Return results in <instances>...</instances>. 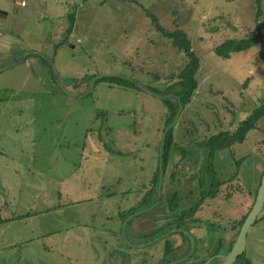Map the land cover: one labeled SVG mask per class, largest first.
Instances as JSON below:
<instances>
[{"label":"rangeland","instance_id":"374dc122","mask_svg":"<svg viewBox=\"0 0 264 264\" xmlns=\"http://www.w3.org/2000/svg\"><path fill=\"white\" fill-rule=\"evenodd\" d=\"M17 1L0 0V12L7 14L2 36L14 39V52L35 54L0 73V163L7 159L9 168H17L22 160L21 207L29 210L23 215L17 209L26 219L8 229L18 234L0 251V264H158L152 256L159 242L138 250L122 243L119 214L139 199L150 178L166 114L162 100L139 87L161 92L187 59L157 35L140 6L162 27L182 30L198 58L197 88L172 131L176 149L163 195L176 191L179 210L200 202L190 228L216 221L220 237L231 231L255 198L264 170V115L242 142L214 154L211 167L224 183L201 201L200 192L208 190L203 143L234 130L264 105V60L258 55H264V0H22L23 8ZM70 13L75 23L63 43ZM251 31L258 38L248 50L227 59L212 52ZM49 62L64 90L77 97L58 88ZM110 74L130 78L134 87L117 77L91 87L93 78ZM91 76L88 88L80 79ZM15 193L5 190L2 199L0 190V206L8 209ZM162 219L157 210L141 214L126 236L138 241ZM255 221L244 260L264 264V206Z\"/></svg>","mask_w":264,"mask_h":264},{"label":"trees","instance_id":"16d2710c","mask_svg":"<svg viewBox=\"0 0 264 264\" xmlns=\"http://www.w3.org/2000/svg\"><path fill=\"white\" fill-rule=\"evenodd\" d=\"M140 9L143 11V15L149 20L150 25L154 27V30L157 32V35L163 39L170 41L171 46L178 53H182L183 56L187 59V63L184 65V67L177 74L170 76V78L168 79L170 81V84H168L161 92L156 91L154 89L152 90L149 87H145L147 90L151 91L152 93L156 95L167 97V100H162V102L166 106L164 126L161 130V134H162V132L166 130V127L171 123L172 118L174 117L176 111L178 110V102L181 103L182 110H183L184 107L187 106V104H189L190 99L195 89L197 88V81L195 79V74H196V71L198 70V58L196 54L194 53V51L192 50L190 39L182 30L178 28H175L173 30L166 29L158 23L157 17L153 15L152 13H150L146 8L140 6ZM258 13L259 12L257 11V14ZM66 18H67L69 25L65 31L66 35H65V39L63 43L66 41L69 34H71L73 25L75 23V16L73 13L68 14ZM257 38L258 37L256 33L251 31L249 32L248 36L244 39L226 40L220 43L219 45L215 46L212 49V52L214 53V55H216L219 58L227 59L232 53L243 52V51L248 50L253 45V43L257 41ZM258 55L261 59L264 60V55L261 50L259 51ZM92 78L93 76H91L90 78L89 77L84 78V79L82 78L80 79V81H84V83L86 82L87 87L89 88L90 86L89 81ZM110 79H114V78H101L96 81L99 82V81L110 80ZM115 80H118V79L115 78ZM120 82H122L124 85H128V86L131 85L132 87H134L129 81L121 80ZM73 86L76 87L77 84H73ZM263 115H264V105H261L257 107L256 109H254L249 114V116H247L244 120L238 123L234 130L226 131V132H219L215 135L208 137L206 141L203 143V146L207 150V154L205 158L206 159L205 165L201 169H203L204 173H206V176L208 178L207 180L208 190H205V192L202 191V193L200 192L201 201L204 198L208 199V198H212L216 196L218 193L219 187L224 183L222 180H220V178H217L214 175L213 169L211 167L214 154L217 151L229 150L232 144L242 142L245 139L246 134L256 127V122ZM174 125L172 126L171 129L166 131V135L162 143L163 175H162V182H161V195H160L158 204L153 209L150 210V211L157 210V212L160 213L163 219L161 220L162 221L161 224H159L156 227V230L153 231L151 234L144 236L143 237L144 239L150 236L156 235L157 233L162 232L168 227H173L172 225L174 224L180 223L181 225V223L183 224L184 220H191V216L194 214L195 210H198V206L200 204L199 202L198 204H195L193 206H189L188 208L179 210L178 209L179 197L177 196V192L174 190L171 191V189H167L164 195L162 192V185H163L164 178H165L166 167L170 159V152L176 149V145H174L175 143H174V138L172 135ZM157 155H158V151L155 152L154 168L150 174V178L148 179L146 186L143 188L141 196H139V199L137 201H135L130 206H128L125 210L120 212L119 214L120 222H122L123 219L127 215H129L131 212L141 209V208H145L149 206L152 202H154L155 197H156L155 190H156L157 172H158ZM182 157L183 155H180V160H182ZM167 178H168V182L166 181V184L171 185V183H173L172 182L173 173L168 174ZM197 183H198V186H200L201 188L203 181L201 179H198ZM253 201L254 199L252 200V203ZM252 203L247 208V211L241 216V219L238 221L237 226L241 225L243 220L246 218L251 208ZM133 220L134 218L128 222L127 227L132 224L131 222ZM3 221L4 219H2L0 215V224ZM176 235L181 236V238H183L181 234H176ZM118 237L120 238V236ZM143 238L142 239L138 238V239L143 240ZM159 243L164 248L163 256H168V253L174 250L172 249V244L169 242L168 239L163 240ZM133 250H138V249H133Z\"/></svg>","mask_w":264,"mask_h":264},{"label":"water","instance_id":"95a60500","mask_svg":"<svg viewBox=\"0 0 264 264\" xmlns=\"http://www.w3.org/2000/svg\"><path fill=\"white\" fill-rule=\"evenodd\" d=\"M83 1H85V0H83ZM34 54L35 53L31 52V53H24V54L22 53L20 55L14 56L11 60V63L0 68V72L14 66L19 61V59L22 60L25 57L32 56ZM49 64L51 66V69H52V72L54 75V80L57 83L58 88L63 93H65L67 95H70L72 97H77L76 95L68 94L64 90V88L62 87V85L58 79V76H57V74H56V72L52 66V63L49 62ZM106 77L121 78L123 80L129 81L130 83L134 84V81L131 80L130 78H124V77H121L120 75H117V74H110V75H106V76H100V77L93 78L91 81V87L93 86V84L96 80H99L101 78H106ZM139 88L142 91H144L146 94L157 97L161 100H167V97L156 95V94L152 93L151 91H149V90H147L141 86ZM181 110H182V105H181V103L178 102V110L176 111L174 117L172 118L171 123L166 127V130L164 132H162V134H161V140L159 143L158 155H157L158 172H157V183H156V190H155L156 197H155L154 202H152L149 206H147L145 208L135 210V211L131 212L129 215H127L123 219V221L121 222V227L119 230V236H120L122 242L131 249H144L146 247L153 245L154 243L163 241L164 239L168 238L169 236H171L173 234H181L188 242L187 251L185 253L179 255V256H176V257H168L166 260H162L158 264H182L184 261H186L188 259V257L192 254V251L194 249V239H193L192 235L187 230L182 228L180 225H175L173 227H168L167 229L163 230L160 233H157L156 235L150 236L148 238H145L143 240H139L136 242H131V241L127 240L125 231H126L127 224L131 219L135 218L136 216H138L140 214H143V213L150 211L159 202L160 195H161L162 175H163L162 143L164 141L166 131L171 129L172 126L176 123ZM263 206H264V170H263V173H262L261 178H260V183H259V187L257 189L256 195H255L254 202H253L246 218L243 220L242 224L240 225V228L238 230V233H237V236L234 240V243H233L230 251L221 258V261L218 264H232L238 256L242 255V253L244 251L245 241H246L245 240L246 239L245 238L246 233H247L249 227L252 224H254L256 217L260 213V211L262 210Z\"/></svg>","mask_w":264,"mask_h":264},{"label":"flooded vegetation","instance_id":"af4514ba","mask_svg":"<svg viewBox=\"0 0 264 264\" xmlns=\"http://www.w3.org/2000/svg\"><path fill=\"white\" fill-rule=\"evenodd\" d=\"M238 221L232 223V226L229 227V230L231 231L228 230L229 232H227L224 237H220L216 233L215 231L216 221L213 222L204 221V223H206L205 226L203 227L201 226L199 230H195L189 227L190 220H184L183 224L181 223V225L180 223L172 225V226L180 225L182 228L187 230L194 239V249L192 251V254L182 264H218L221 261V258L230 251L234 243V240L240 228V225L237 226ZM234 230H236L237 233L235 234V237L232 238L231 232H233ZM169 237L166 239L169 240ZM170 243L172 244V249L174 250L168 253V256H163L164 248L161 245L160 248L158 247L154 250L155 253L153 255L155 257L152 256V259L156 258L157 263H159L162 260H166L168 257L179 256L185 253L188 249V242L184 237L182 238V240H179V242L177 243H174L172 241H170ZM246 246L247 245L245 241L244 251L242 255L236 258V260L243 259V264H250L249 260L247 259L246 261L244 260L246 258Z\"/></svg>","mask_w":264,"mask_h":264},{"label":"crops","instance_id":"0c3cea01","mask_svg":"<svg viewBox=\"0 0 264 264\" xmlns=\"http://www.w3.org/2000/svg\"><path fill=\"white\" fill-rule=\"evenodd\" d=\"M19 2L20 1L16 2L17 6H19ZM6 17H7V14L0 12V53L4 52L3 54L6 57L4 59L2 65H0V68L2 66L6 65V63H8V61H11L14 56L20 55L23 53L22 51H17V52L15 51L14 52V49L12 48L13 44L11 42L14 39L11 40V38H12L11 36H9V35L2 36V29L1 28H2V26H5L3 21H5ZM0 58H1V56H0ZM26 58L27 57H25L23 59V61ZM19 61L22 62L21 59H19ZM19 61L16 64H18ZM22 155L23 154L20 153L18 155V157L20 158ZM21 161H19L17 168H9V165L12 164V162L9 163L7 159H6V162L4 163V166H1V163H0V179L4 182V184H3L4 186L0 188V190H3V194H4V196H2V199H5V197H6L5 190H13L16 192L13 195L14 200L11 198L13 200V202L9 203L8 209H7V205L0 206V207H2V210L0 208V210H1L0 212L4 211V213H0L2 219L4 218V221L0 224V251H2V250L5 251L7 248H9L12 244H14L13 240L17 238L18 231H12L11 233H8L7 232L8 229H10V227H12V226H15L16 223L24 221L26 219V217L20 218L18 216L19 211L17 209L23 210L24 211L23 215L25 214V211L29 210L28 207H21V203H22L21 202V200H22L21 196H22V191L24 188L23 187V167H22L23 163H21ZM20 166L22 167V169H20ZM13 176H15V177L12 179ZM16 176H18V178H19L18 180L16 179ZM7 185H10V187L6 188ZM8 234H11V235H8ZM126 238H127V240H130L131 242H136V240L133 239V237L129 236V238H128L126 236ZM10 261L12 263V259H10Z\"/></svg>","mask_w":264,"mask_h":264},{"label":"built area","instance_id":"2783aa9c","mask_svg":"<svg viewBox=\"0 0 264 264\" xmlns=\"http://www.w3.org/2000/svg\"><path fill=\"white\" fill-rule=\"evenodd\" d=\"M19 6H20V7H24V6H25V3H24L23 1H20V2H19Z\"/></svg>","mask_w":264,"mask_h":264}]
</instances>
